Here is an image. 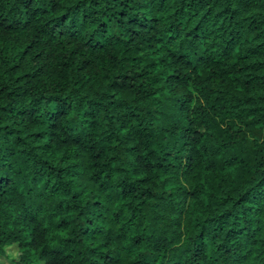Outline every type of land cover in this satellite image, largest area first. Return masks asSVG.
Masks as SVG:
<instances>
[{"label": "trees", "instance_id": "obj_1", "mask_svg": "<svg viewBox=\"0 0 264 264\" xmlns=\"http://www.w3.org/2000/svg\"><path fill=\"white\" fill-rule=\"evenodd\" d=\"M0 259L264 264V0H0Z\"/></svg>", "mask_w": 264, "mask_h": 264}, {"label": "rangeland", "instance_id": "obj_2", "mask_svg": "<svg viewBox=\"0 0 264 264\" xmlns=\"http://www.w3.org/2000/svg\"><path fill=\"white\" fill-rule=\"evenodd\" d=\"M17 255H18V246H14L9 252L10 259L16 258ZM0 264H13V263L11 262V260L8 259H0Z\"/></svg>", "mask_w": 264, "mask_h": 264}]
</instances>
